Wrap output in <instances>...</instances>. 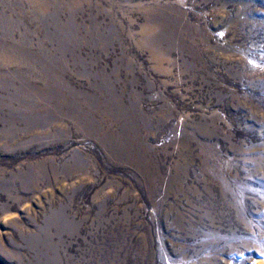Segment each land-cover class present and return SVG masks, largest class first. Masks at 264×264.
Segmentation results:
<instances>
[{
  "label": "rangeland",
  "instance_id": "1",
  "mask_svg": "<svg viewBox=\"0 0 264 264\" xmlns=\"http://www.w3.org/2000/svg\"><path fill=\"white\" fill-rule=\"evenodd\" d=\"M48 260L264 264V0H0V264Z\"/></svg>",
  "mask_w": 264,
  "mask_h": 264
},
{
  "label": "bare ground",
  "instance_id": "2",
  "mask_svg": "<svg viewBox=\"0 0 264 264\" xmlns=\"http://www.w3.org/2000/svg\"><path fill=\"white\" fill-rule=\"evenodd\" d=\"M152 10H153V8H152ZM151 11V10H150ZM156 11V10H155ZM147 12H149V10H147ZM153 12V11H152ZM165 13V12H164ZM168 16V15H167ZM154 17V16H153ZM164 17V16H163ZM166 20V19H165ZM148 23V22H147ZM167 24H168V22H167ZM167 24L163 21V20H151V22H150V24H149V29L146 31L145 30V32H143V33H151V32H153L154 30H156V29H158V28H166L167 29ZM170 27V26H169ZM171 27H172V25H171ZM147 28V27H146ZM165 29V30H166ZM171 29V28H170ZM172 30V29H171ZM142 33V34H143ZM148 34H147V36H148ZM156 34V33H155ZM154 35V34H153ZM145 37H146V35H144ZM156 36V35H155ZM147 39V38H146ZM148 40V39H147ZM146 41V40H145ZM150 42V41H149ZM55 95V94H54ZM89 121V120H88ZM44 163V162H43ZM42 167H45V165L44 166H42ZM80 168V167H79ZM41 169V168H40ZM32 170V169H31ZM34 170V169H33ZM34 172V171H33ZM37 172V171H36ZM41 172V171H40ZM21 174V173H20ZM25 174V173H24ZM27 175H29V174H27ZM26 176V175H25ZM38 176V175H37ZM21 177V176H20ZM29 178V177H28ZM62 211H60V215L62 214L61 213ZM58 215V214H57ZM64 215V214H63ZM63 215H62V217H63ZM50 217H51V215H50ZM55 217V216H54ZM52 218V217H51ZM57 218V217H56ZM55 218V219H56ZM52 220H53V218H52ZM66 221V220H65ZM48 241L47 240H44L43 241V244L45 245V246H47V247H50V244L49 243H47ZM47 258H51V257H47ZM51 260H52V258H51ZM49 262V260L45 263V264H49L48 263ZM51 263V262H50ZM52 264V263H51Z\"/></svg>",
  "mask_w": 264,
  "mask_h": 264
}]
</instances>
